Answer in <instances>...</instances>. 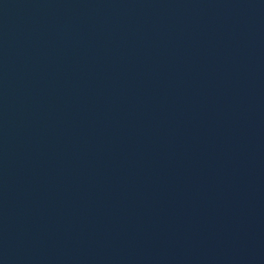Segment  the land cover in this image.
Masks as SVG:
<instances>
[{"label":"water","instance_id":"1","mask_svg":"<svg viewBox=\"0 0 264 264\" xmlns=\"http://www.w3.org/2000/svg\"><path fill=\"white\" fill-rule=\"evenodd\" d=\"M0 264H264V0H0Z\"/></svg>","mask_w":264,"mask_h":264}]
</instances>
